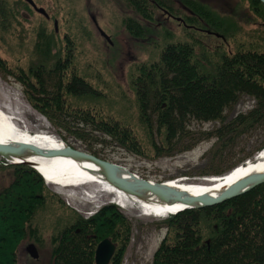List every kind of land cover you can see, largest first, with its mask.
<instances>
[{"label":"rangeland","instance_id":"rangeland-1","mask_svg":"<svg viewBox=\"0 0 264 264\" xmlns=\"http://www.w3.org/2000/svg\"><path fill=\"white\" fill-rule=\"evenodd\" d=\"M200 1L208 5L207 12L214 26L207 24V19L200 14L189 21L179 6L176 16L185 19L181 24L177 23L179 19L168 16L166 8L152 5L148 6L153 14L149 20L135 12L128 0H33L46 14L38 12L26 0H8L16 16L12 17L15 21H11V25L0 30V59L4 63L0 66V106L14 116L19 127L47 131L71 147L122 165L145 179L161 182L184 177L202 181L228 171L264 147V123L225 144H219L214 136L207 135L254 107L256 101L251 95L242 94L234 105L225 108L222 121L187 119L188 136L183 133L178 144L172 147V153L167 154L156 124L149 132L142 122L131 82L138 74L139 65L157 61L164 46L172 42H191L196 54L204 53L213 62L221 53L264 51V21H256L260 18L257 10L254 14L247 11L246 0ZM175 3L176 0H165L169 6L175 7ZM249 3L252 4V0ZM257 5L261 7L260 12H264V7L260 3ZM261 17L264 18V13ZM129 18L137 21L128 23ZM134 25L141 26L143 32L140 29V33H136ZM41 31L46 35L50 53L36 49ZM58 56L62 62L68 59L62 73L64 82L74 74L88 87L78 94L62 90L65 109L74 113L87 112L96 120L118 122L130 131L134 144H121L104 131H90L89 126L83 128L63 122L59 117L52 120L35 106L41 104L37 93L27 90L18 77L30 66L43 63L45 69L52 67ZM56 81V75L50 79L44 77L50 96L56 91ZM28 94H32V98ZM67 119L73 121L70 116ZM186 143L193 145L186 150H177ZM0 165L3 166H0L1 188L13 177L15 169L12 165L25 164H12L0 157ZM43 182L44 202L36 208L30 222L37 230V239L27 235L21 240L16 248L17 264H54L57 259H54L53 250L58 233L67 224L70 227L75 216L87 219L108 204L117 207L130 228L126 243L108 238L115 245L114 252L122 248L118 264H152L155 251L169 233L165 218L143 216L133 208L122 207L111 194L104 190L105 193L98 194V188L88 183L58 186L64 188L62 194L57 187L47 184L44 179ZM97 244L93 248L94 264ZM30 245L34 246L35 256L28 251Z\"/></svg>","mask_w":264,"mask_h":264},{"label":"trees","instance_id":"trees-1","mask_svg":"<svg viewBox=\"0 0 264 264\" xmlns=\"http://www.w3.org/2000/svg\"><path fill=\"white\" fill-rule=\"evenodd\" d=\"M180 1L192 10L193 16L203 15L207 24H213L208 5L197 0ZM252 1L264 7L259 0ZM128 3L149 20L153 18L149 5L174 11L172 4H165V0H128ZM15 16L8 0H0V30L11 25ZM193 16H187L188 20ZM133 21L137 19L129 18L128 23ZM126 26L130 28L127 23ZM134 28L136 33L142 29L137 25ZM131 32H134L132 27ZM45 39L41 31L36 49L47 54L51 50ZM67 61L66 58L62 62L59 57L48 69L43 68L42 63L20 73L18 78L27 90L37 93L41 104L35 106L52 120L59 117L63 122L83 128L89 126L90 131H104L121 144H134L130 131L118 122L96 120L87 112L72 113L65 109L62 90L78 94L88 88L86 82L74 74L64 82L62 73ZM3 65L0 59V66ZM45 75L49 79L52 75L57 77L56 91L51 96L44 83ZM131 82L140 118L149 132L156 124L167 154L172 153V147L178 144L183 133L188 136L187 119L222 121L224 109L234 105L242 94L255 99L254 107L222 123L207 136H214L217 143L225 144L264 123V51L221 53L213 62L204 53L196 54L191 42H172L164 46L157 61L139 65L138 74ZM28 95L32 98V94ZM69 116L73 121L67 119ZM193 144L186 143L177 150L189 149ZM154 147L158 150L156 144ZM12 167L15 169L12 179L0 188V264H17L16 248L21 240L27 235L37 239V230L30 222L36 208L44 202V182L39 173L26 165ZM74 220L54 239L53 254L57 259L54 264H94L93 248L98 241L117 238L126 243L128 240L129 224L115 205H105L87 219L77 215ZM164 222L169 233L155 251L152 264H264V182L222 203L171 214ZM121 251L119 248L114 252L109 264H118Z\"/></svg>","mask_w":264,"mask_h":264},{"label":"water","instance_id":"water-1","mask_svg":"<svg viewBox=\"0 0 264 264\" xmlns=\"http://www.w3.org/2000/svg\"><path fill=\"white\" fill-rule=\"evenodd\" d=\"M30 5L42 14H46L43 8L35 5L33 0H26ZM264 3V0H260ZM103 35L104 32L101 31ZM254 155L250 158L254 161ZM0 157L12 164H25L34 168L28 160L30 157H41L44 159L68 158L77 163L85 162L92 164L96 169L90 171L126 194L129 199L139 203H151L163 207H173L177 213L187 209H199L222 203L228 199L241 195L255 186L264 182V170L259 172H250L239 177L232 183L218 190L215 194L204 192L192 194L177 184H171L168 181L156 182L145 179L126 167L108 160L99 158L93 154L78 150L65 144L57 149H40L34 145L20 142H0ZM16 160V161H15ZM248 161V160H246ZM243 161L242 163H245ZM33 245L28 247L31 255L35 256ZM115 245L108 238L101 240L95 249V264H108L113 256Z\"/></svg>","mask_w":264,"mask_h":264},{"label":"bare ground","instance_id":"bare-ground-1","mask_svg":"<svg viewBox=\"0 0 264 264\" xmlns=\"http://www.w3.org/2000/svg\"><path fill=\"white\" fill-rule=\"evenodd\" d=\"M14 119V116H12L9 112H6L0 106V142L6 143L13 141L27 143L44 150L57 149L65 145V143L58 139L57 136L50 134L47 131H30L26 127H19ZM257 153L259 154L255 157L254 161L247 159L248 161L245 160V163H239L220 175H211L212 177H208L202 181L188 180L184 177L171 178L166 181L171 184H177L179 187L192 194H200L204 192L215 194L218 190L247 173L263 171L264 147L259 149ZM28 161L33 164L34 168L42 175L47 184L57 187L60 189V193L62 194L63 192L61 189L64 190V188H59L58 186L64 187L75 183H88L98 188V194H100L99 192L105 191L106 193L111 194L115 200H119L123 207L133 208L143 216L162 219L166 218L170 214H174L171 213L174 212L173 207H163L151 203H139L129 199L126 194L108 184L106 181L101 179V177L87 171L88 169H96L90 163L85 162L84 164H81L71 159L62 157L53 159L30 157Z\"/></svg>","mask_w":264,"mask_h":264},{"label":"flooded vegetation","instance_id":"flooded-vegetation-1","mask_svg":"<svg viewBox=\"0 0 264 264\" xmlns=\"http://www.w3.org/2000/svg\"><path fill=\"white\" fill-rule=\"evenodd\" d=\"M200 1V0H199ZM247 1V4H246V9H247V11H249L250 13H252V14H254V11L255 10H257L256 12H257V15L258 16H260V18L258 19V20H256V21H264V18H262L261 17V14L262 13H264L263 11L262 12H260V10H261V7H260V5H257V3L256 2H254V1H252V4H253V6H252V4H250L249 3V0H246ZM251 1V0H250ZM202 2V1H201ZM177 3V4H176ZM176 6L174 7V11H170L169 9H164L166 12H168L167 14H168V16L170 17V18H172L173 20H175V19H179V21H177V23H183V21H185V19H182L181 17H179V16H176V15H178V13H176V11H179V7H181L184 11H185V13H183V15H185L186 17L187 16H193L194 15V13L185 5V4H183L180 0H176ZM204 3V2H203ZM250 5H251V7H250ZM179 6V7H178ZM190 11V12H189ZM186 12H188V14H186ZM190 13V14H189ZM184 16V17H185Z\"/></svg>","mask_w":264,"mask_h":264},{"label":"snow or ice","instance_id":"snow-or-ice-1","mask_svg":"<svg viewBox=\"0 0 264 264\" xmlns=\"http://www.w3.org/2000/svg\"><path fill=\"white\" fill-rule=\"evenodd\" d=\"M157 214H159V213H157Z\"/></svg>","mask_w":264,"mask_h":264}]
</instances>
